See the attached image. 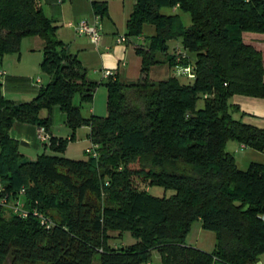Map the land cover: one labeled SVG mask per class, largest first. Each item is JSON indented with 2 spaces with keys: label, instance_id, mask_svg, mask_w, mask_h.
Masks as SVG:
<instances>
[{
  "label": "trees",
  "instance_id": "1",
  "mask_svg": "<svg viewBox=\"0 0 264 264\" xmlns=\"http://www.w3.org/2000/svg\"><path fill=\"white\" fill-rule=\"evenodd\" d=\"M64 1V0H62ZM125 38L143 36L137 50L141 71L164 63L175 72L190 65L193 79L172 76L124 83L115 75L107 90L106 116L84 117L99 84L86 79L78 60L56 40L57 25L41 0H0V67L26 37L45 41L41 70L49 77L28 102L3 95L0 77V199H22L25 218L0 206V264H146L153 250L162 264H256L264 253V163L238 170L225 145L234 141L264 153V130L241 121L237 97L264 100L262 53L243 34L264 35V0H133ZM169 7L189 14L183 27ZM94 15H107L104 2H92ZM180 44L184 58L167 53ZM175 52V51H174ZM157 54L164 55L159 61ZM115 77V78H114ZM78 97V99H75ZM57 107L72 133L89 128L97 157H63L69 140L49 134ZM14 123L43 127L52 155L26 160L11 138ZM141 179L144 186L135 183ZM152 187L172 191L155 197ZM55 212L57 218L50 213ZM38 215L51 222L42 226ZM216 234L209 255L185 244L191 224ZM128 231L133 245L112 247L109 233Z\"/></svg>",
  "mask_w": 264,
  "mask_h": 264
},
{
  "label": "crops",
  "instance_id": "2",
  "mask_svg": "<svg viewBox=\"0 0 264 264\" xmlns=\"http://www.w3.org/2000/svg\"><path fill=\"white\" fill-rule=\"evenodd\" d=\"M42 1L43 0H41V4ZM92 1L95 0H69L68 7L61 10L60 5L63 4L62 0H44V2L49 6L47 7L49 8L48 13L45 14L51 19H54V16L57 14L60 16L62 15V18L70 17L69 22L66 23L60 31V41L64 44L67 53L74 56L78 60L81 67L85 71L87 80L95 82L101 86L108 80L103 76V72L111 71L117 79L124 83H128L130 80L126 77V73L122 69L127 68L128 63L126 59H129L128 56L130 54L133 55L135 60L139 61V57L135 55L137 54L136 51H147L143 36L136 38L132 37L134 40L130 38L127 39L126 43L118 45L116 40L121 36H117L118 31L116 23L112 19L111 22L107 23L104 19H102L101 41L98 46L93 45L87 37L77 36L74 32L73 26L80 21H92L93 19L94 13L92 9ZM174 11L178 10L174 9ZM243 40L246 44L251 45L253 48L262 53L264 63V35L245 33L243 34ZM175 45L173 46L174 49L180 47L178 41H175ZM6 60L7 59L4 56L2 61ZM6 62L8 64H5L8 65L9 68H7L2 62L0 73L3 75H0V77L3 83V95L11 101L17 103L28 102L35 97L38 87L45 86L49 82V77L47 75L45 81L39 78L35 81H33V79L26 80L20 76H14V70H11L12 62ZM139 63L141 64L140 61ZM140 69L141 68H139V71ZM37 81H39V83H37ZM233 105H236L239 108V113L236 117H239L240 114L244 115L241 118L243 123L250 124L264 130V100L237 97L233 99ZM95 106L96 98L94 104L90 102L81 108L82 115L85 118L94 115L96 110ZM50 115L52 117L49 128V134L51 137L55 139L69 140L73 133H71V130L65 124V115L57 107L52 108L50 113L43 117L47 118L48 116L50 117ZM79 131L86 132L84 139L76 138L73 141H69L64 153L62 154L63 157L70 160H85L87 158L86 150L91 145L89 137L90 131L88 127L78 128L77 132ZM10 136L18 142L19 153L26 160H35V158L40 154H53L52 152L39 153V149L37 148L38 145L36 143L38 140L36 126L14 123L10 130ZM20 142H23V144H20ZM19 201L23 202L21 198H19Z\"/></svg>",
  "mask_w": 264,
  "mask_h": 264
},
{
  "label": "rangeland",
  "instance_id": "3",
  "mask_svg": "<svg viewBox=\"0 0 264 264\" xmlns=\"http://www.w3.org/2000/svg\"><path fill=\"white\" fill-rule=\"evenodd\" d=\"M99 1H103L107 7V15L104 16L103 18L104 21L107 23V22H111V19L114 20L118 31L117 36H125L126 21L130 11L132 10L133 0H95L92 2H99ZM68 5H69V0H64L63 4L60 5L61 10H63L65 7H68ZM42 7L44 9V12L47 14L49 9L47 7L49 6L44 2V0L42 1ZM160 13L162 15H178L183 27H188L190 25L189 14L185 12H182L180 10L174 11V9L169 7H162L160 9ZM69 18L70 17L62 18V15L60 16L58 14L54 16L55 24L57 25L56 40L60 41V35H59L60 31L62 27H64L65 24L69 22ZM101 24H102V19H101ZM153 34H154V29L151 26H145L143 36L149 37ZM45 44H46L45 41L39 37L23 38L20 43L19 51L17 53L8 54L5 56L7 59L6 61L12 62L11 70H14L13 75L20 76L21 78H24L26 80L33 79V81H35L37 78H39L45 81L46 74L43 73L41 70V64L43 62V57H44L43 52H44ZM174 45H175V40L168 41L167 43L168 54L174 53V51H176V48L175 49L173 48ZM135 55L139 57L140 59L139 61L141 62L140 56L137 54ZM128 57L129 59H126L128 66L127 68H124L122 70L125 71L126 77L130 80L128 81V83L130 84L137 83L138 81H141V79L145 77L148 78V80L150 81L158 82L161 80L168 79L172 76H176V73L170 68H168V66H165L163 62L159 64L149 65L146 68V71L143 73L141 69L139 71V68H141V64L139 63V61L135 60L132 54H130ZM156 58L159 61H164L166 59L164 55H160V54H157ZM6 61H2L3 64L5 63L8 64ZM6 64L5 66L9 68L8 65ZM95 91L96 92L94 93L93 98L91 100V103L94 104L96 98V106H95L96 110L94 116L105 117L107 112L106 87L104 85L101 86L99 85ZM75 99H78V97H75ZM48 114L49 113L46 110H42L39 113V117L45 119L46 117L44 118L43 116H47ZM49 118L51 123V118H52L51 115ZM77 131L78 129H76L73 132V134L75 135L74 139L76 138L84 139L86 132L84 131L77 132ZM36 143L38 145L37 148L39 149V153L51 152L48 147L47 148L44 147L43 144H41L38 140ZM225 151L233 156L236 167L238 168V170L243 172L247 171L252 163L255 164L264 163V153L256 152L249 148L243 149L241 145H239L234 141H229L226 143ZM135 183L138 184L140 187L144 186L141 179H136ZM149 192L151 195L155 197H163V196L169 197L170 195L173 194L172 191H164L162 188L159 187H152L151 189H149ZM6 209L11 211L9 208ZM50 215L52 218H57L55 212H51ZM109 234L111 238L109 239L108 244L112 247H118L122 245H133L137 242V239L128 231L121 233H109ZM216 242H217L216 234L214 232L204 230L200 222L197 220H195L191 224L185 236V244L188 247L197 249L209 255L214 253L216 249ZM147 263L162 264V259L159 252L153 250L150 253V257ZM257 263L264 264V253L258 256ZM5 264H10V259H8ZM37 264H45V263H37ZM94 264H98L97 256L94 259ZM142 264H146V263L143 262Z\"/></svg>",
  "mask_w": 264,
  "mask_h": 264
},
{
  "label": "built area",
  "instance_id": "4",
  "mask_svg": "<svg viewBox=\"0 0 264 264\" xmlns=\"http://www.w3.org/2000/svg\"><path fill=\"white\" fill-rule=\"evenodd\" d=\"M73 28L77 36L87 37L93 45L98 46L100 44L102 24H101V17L99 15H94L92 21H80L76 25H74ZM126 41L127 38H125V36H121L117 38L116 43L119 45L126 43ZM174 55H176L177 57V62H179L180 59L184 58L185 56L180 48H176ZM175 73L176 76L178 77H184L187 79L194 78L193 69L190 65L177 66L175 69ZM0 75L3 74L0 73ZM103 76L105 78H109L113 76V72L104 71ZM37 83H39V81H37ZM37 139L43 145L49 144L50 136L43 127L37 128ZM241 147L243 149H246L245 146L243 145ZM96 148L97 147L91 142L90 147L86 150V154L92 158H96L97 157ZM2 192H3V188L0 185V194H2ZM0 206L9 208L14 215L20 218H25L27 216V212L23 207L22 202H20L19 200L9 204L6 198L4 197L0 199ZM38 217L41 221L42 226H44L46 229H49L51 222L42 215H38ZM262 220L264 221V216H262Z\"/></svg>",
  "mask_w": 264,
  "mask_h": 264
},
{
  "label": "water",
  "instance_id": "5",
  "mask_svg": "<svg viewBox=\"0 0 264 264\" xmlns=\"http://www.w3.org/2000/svg\"><path fill=\"white\" fill-rule=\"evenodd\" d=\"M20 144H23V142H22V143H20ZM256 264H260V263H256Z\"/></svg>",
  "mask_w": 264,
  "mask_h": 264
}]
</instances>
